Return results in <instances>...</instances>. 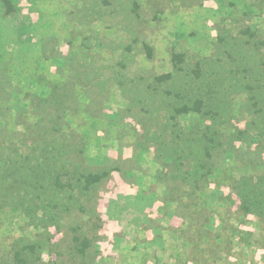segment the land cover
Segmentation results:
<instances>
[{
  "label": "rangeland",
  "instance_id": "1",
  "mask_svg": "<svg viewBox=\"0 0 264 264\" xmlns=\"http://www.w3.org/2000/svg\"><path fill=\"white\" fill-rule=\"evenodd\" d=\"M10 1L0 264H264V0Z\"/></svg>",
  "mask_w": 264,
  "mask_h": 264
},
{
  "label": "trees",
  "instance_id": "2",
  "mask_svg": "<svg viewBox=\"0 0 264 264\" xmlns=\"http://www.w3.org/2000/svg\"><path fill=\"white\" fill-rule=\"evenodd\" d=\"M1 2H3L6 11H10L12 8V4L10 0H0ZM199 101H195V105L192 106L193 108H191L190 106H182L179 109L180 113H185L190 111L191 109H193L194 111H197L199 109ZM104 176V174H97V173H88L86 174V176H84L85 180L90 182V183H97L102 177ZM257 187L254 188H250L248 189L247 187L242 189L240 188L239 190H237L239 197L242 201V203L244 204V207L246 209V211H256L257 215H264V187L259 190H254ZM80 239L78 237H75V241H79ZM82 241V240H81ZM81 246L80 248V252L87 247L88 242L87 240L82 241L80 244Z\"/></svg>",
  "mask_w": 264,
  "mask_h": 264
}]
</instances>
